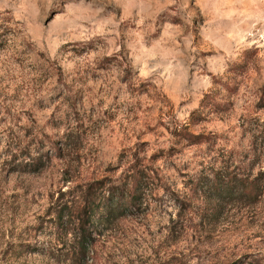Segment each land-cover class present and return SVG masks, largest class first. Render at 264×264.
<instances>
[{"label": "rangeland", "instance_id": "1", "mask_svg": "<svg viewBox=\"0 0 264 264\" xmlns=\"http://www.w3.org/2000/svg\"><path fill=\"white\" fill-rule=\"evenodd\" d=\"M135 159L154 184L81 256ZM226 172L262 193L213 209ZM0 264H264V0H0Z\"/></svg>", "mask_w": 264, "mask_h": 264}, {"label": "trees", "instance_id": "2", "mask_svg": "<svg viewBox=\"0 0 264 264\" xmlns=\"http://www.w3.org/2000/svg\"><path fill=\"white\" fill-rule=\"evenodd\" d=\"M187 135L192 143L194 139L201 137L200 134ZM128 170V178L122 180L120 184H109L104 195L98 196L94 186L87 188L84 204L80 208L79 213L75 214L78 219V236H80L77 248L81 256L85 254L91 244L87 238L86 227L89 229L92 215L95 211L98 210L100 219L105 221L132 213L133 209L137 210L142 205V193L148 190L150 184H154L155 174L149 167L140 165L138 160H133ZM228 173L230 172L215 174L213 178L207 179L209 180V183H207L209 191L207 200L213 209L218 210L224 206L225 199H233L235 197L246 198L254 202L262 193L263 188L259 186L258 178L249 180L248 178H241ZM200 180L206 184L205 179L199 178ZM99 183L100 187L104 185L101 181ZM67 217L72 219L71 211L67 212ZM83 217H85V221H83ZM57 218L62 220L63 215H57Z\"/></svg>", "mask_w": 264, "mask_h": 264}]
</instances>
